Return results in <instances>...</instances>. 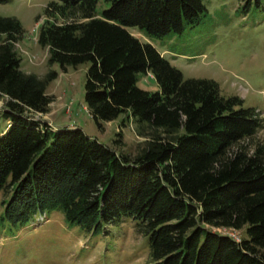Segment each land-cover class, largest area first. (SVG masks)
I'll use <instances>...</instances> for the list:
<instances>
[{"label": "trees", "instance_id": "16d2710c", "mask_svg": "<svg viewBox=\"0 0 264 264\" xmlns=\"http://www.w3.org/2000/svg\"><path fill=\"white\" fill-rule=\"evenodd\" d=\"M11 0H0V4ZM101 1L110 9L98 14ZM263 0H256L258 6ZM250 6L253 0H240ZM205 0H56L38 44L48 64H89L85 104L99 128L133 120L144 142L131 157L80 128H53L48 114L58 77L22 70L19 20L0 16V96L10 122L0 137V193L12 191L4 220L40 213L98 233L126 220L147 239L155 264H264V119L209 79H185L147 38L181 33L205 15ZM151 73L160 88L138 87ZM117 144H122L118 134ZM218 230L244 232L237 241Z\"/></svg>", "mask_w": 264, "mask_h": 264}, {"label": "rangeland", "instance_id": "374dc122", "mask_svg": "<svg viewBox=\"0 0 264 264\" xmlns=\"http://www.w3.org/2000/svg\"><path fill=\"white\" fill-rule=\"evenodd\" d=\"M56 0H11L0 4V16L19 20L24 37L17 44L24 72L45 76L58 73L47 93L54 97L50 112L35 115L53 128H80L90 138L131 157L144 142L136 124L125 115L99 128L85 104V87L89 64L64 71L59 64L49 66L48 50L38 44L40 30L46 21V8ZM206 13L196 25H186L178 34L147 38L138 28L128 31L141 42L150 43L185 79L216 81L224 96H237L245 108H255L264 119V0H253L250 6L240 0H205ZM110 9L101 1L98 14ZM138 87L156 93L160 88L151 73L139 76ZM7 98L0 96V134L7 128L10 116L5 114ZM122 144H117L118 134ZM0 135V137H1ZM256 141L264 143V128ZM10 189L0 193V264H155L148 241L139 235L135 223L126 220L105 225L94 233L66 221L61 212L37 213L24 224L4 220V201ZM237 241L244 232L218 230Z\"/></svg>", "mask_w": 264, "mask_h": 264}, {"label": "built area", "instance_id": "2783aa9c", "mask_svg": "<svg viewBox=\"0 0 264 264\" xmlns=\"http://www.w3.org/2000/svg\"><path fill=\"white\" fill-rule=\"evenodd\" d=\"M39 115H41V114H39ZM42 116V115H41Z\"/></svg>", "mask_w": 264, "mask_h": 264}, {"label": "crops", "instance_id": "0c3cea01", "mask_svg": "<svg viewBox=\"0 0 264 264\" xmlns=\"http://www.w3.org/2000/svg\"><path fill=\"white\" fill-rule=\"evenodd\" d=\"M26 73H28V72H26Z\"/></svg>", "mask_w": 264, "mask_h": 264}]
</instances>
